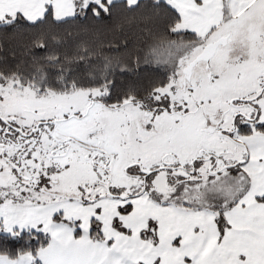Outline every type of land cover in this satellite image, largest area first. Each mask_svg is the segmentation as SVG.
<instances>
[{
  "label": "snow or ice",
  "instance_id": "snow-or-ice-1",
  "mask_svg": "<svg viewBox=\"0 0 264 264\" xmlns=\"http://www.w3.org/2000/svg\"><path fill=\"white\" fill-rule=\"evenodd\" d=\"M0 37V264H264V0H0Z\"/></svg>",
  "mask_w": 264,
  "mask_h": 264
},
{
  "label": "trees",
  "instance_id": "trees-1",
  "mask_svg": "<svg viewBox=\"0 0 264 264\" xmlns=\"http://www.w3.org/2000/svg\"><path fill=\"white\" fill-rule=\"evenodd\" d=\"M108 38H111V37L109 36ZM4 39H5L4 37H0V42H2ZM21 43H22V39L19 40V41H12V40H10L8 46L10 48L16 49L19 52V51H21V49H20V44Z\"/></svg>",
  "mask_w": 264,
  "mask_h": 264
}]
</instances>
